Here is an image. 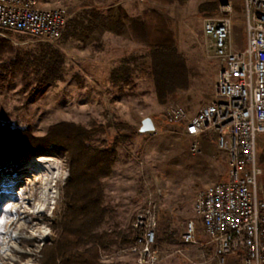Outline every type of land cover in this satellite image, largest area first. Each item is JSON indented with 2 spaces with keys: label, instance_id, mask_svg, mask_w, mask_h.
I'll list each match as a JSON object with an SVG mask.
<instances>
[{
  "label": "rangeland",
  "instance_id": "obj_1",
  "mask_svg": "<svg viewBox=\"0 0 264 264\" xmlns=\"http://www.w3.org/2000/svg\"><path fill=\"white\" fill-rule=\"evenodd\" d=\"M54 1L38 0L37 3ZM56 1L68 8L71 19L86 7H96L100 3L103 7L111 0ZM205 1H216L217 10L220 3L232 2L234 19L229 43L235 51L245 47L243 0H188L184 6L162 7L171 19L179 50L192 72L191 88L165 104H159L155 98L151 74L147 70L149 62L143 57L145 50L130 39L125 25L117 29L115 23H111L106 31L82 34L79 39L67 42L46 41L33 36L24 42H10L17 52L15 55V52L9 53L12 59L18 60L16 66L39 55L47 45L58 51L63 59V80L56 85H37L33 76L10 66L7 71H1L0 120L29 125L36 136L43 135L50 125L59 121L83 125L120 122L139 132L144 118L152 120L153 132L133 135L129 141L118 145L113 173L103 181V186L106 201L114 208L106 229L130 228L136 241L135 217L150 201H155L161 213L157 231L160 233L167 226L177 230V242L157 245L160 250L158 264H218L212 256V246L206 244L207 238L200 218L193 211V204L199 191L227 179L225 155L218 149L209 152L203 148L202 141L197 153H192L191 140L181 133V128L164 120V113L171 105L182 106L192 116L213 98L218 63L211 42L203 32V22L207 18L197 12L198 5ZM132 2L120 1L113 8L104 7L103 11L112 12L113 20L119 17L122 20L136 13ZM144 4L140 2L138 10L144 9ZM217 10L208 18L216 17ZM132 57L138 59L136 63L142 71L127 84L113 86L109 82L111 70ZM114 134V129H110L99 138L109 140ZM206 142L214 143L209 137ZM257 154L264 161V134L257 136ZM41 156L60 165V176L54 184V201L42 213H36L41 184L39 179L32 177L28 165ZM6 163L10 164V161ZM258 167L263 169L261 164ZM5 172H0V190L6 188L16 199L11 202L9 218L0 236V264H40L42 248L55 239L52 224L60 213L61 188L69 174L68 163L63 155L49 150L22 158L12 166L9 174ZM188 221L194 223L198 244L184 246L181 231ZM41 229L46 231L45 237L39 236ZM133 245L102 253L101 259L109 264H136L134 255L127 254ZM6 246L8 249L4 252ZM177 250L181 253H176ZM223 264H243L242 256H227Z\"/></svg>",
  "mask_w": 264,
  "mask_h": 264
},
{
  "label": "trees",
  "instance_id": "obj_2",
  "mask_svg": "<svg viewBox=\"0 0 264 264\" xmlns=\"http://www.w3.org/2000/svg\"><path fill=\"white\" fill-rule=\"evenodd\" d=\"M120 1L124 0H111L106 6L102 7L100 3L77 12L69 19L60 42L77 40L82 34L106 31L111 23H115L117 29L125 25L130 39L145 50L143 57L149 62L147 70L151 74L157 102L165 104L177 94L187 92L192 86V72L186 57L179 50L171 19L162 7L174 4L184 6L188 0H125L133 1L136 13L122 20L121 17L113 20L112 12L103 11V8H113ZM140 2L146 6L142 10H138ZM216 10V1H205L197 7L198 14L203 18L214 16ZM28 37L32 36L0 28V78L1 71L10 66L33 76L37 85H56L63 80V59L51 46L43 47L39 55H34L26 63L20 62L18 66V60L9 55L17 53L10 42H24ZM137 61L134 57L123 60L111 70L109 82L119 87L137 77L143 69ZM110 129H114L115 134L109 140L99 138ZM137 134V128L120 122L83 125L59 121L50 125L43 135L36 136L29 125L0 120V172L4 170L9 174L12 166L22 158L49 150L63 155L68 163L69 174L61 188L60 213L52 224L55 239L42 248L40 264H109L102 261V253L135 244L130 228H105L114 208L106 201L103 181L113 173L118 159V145ZM201 141L203 148L209 152L216 151V145L206 142V137H202ZM224 159L226 161V156ZM8 161L10 164L6 163ZM15 199L6 188L0 190V236L9 218L11 202ZM160 214L158 207L157 228ZM157 228V245L179 240V233L170 226L160 233Z\"/></svg>",
  "mask_w": 264,
  "mask_h": 264
},
{
  "label": "built area",
  "instance_id": "obj_3",
  "mask_svg": "<svg viewBox=\"0 0 264 264\" xmlns=\"http://www.w3.org/2000/svg\"><path fill=\"white\" fill-rule=\"evenodd\" d=\"M37 2L0 0V28L41 40H59L70 18L68 8L56 0ZM243 2V49L235 51L229 43L234 19L231 1L220 3L217 16L203 22L218 63L212 100L192 116L176 104L164 113L165 122L181 128L191 140L192 153H197L202 137H209L226 156L227 179L199 191L193 204L218 264L230 255H241L243 264H264V161L257 154V136L264 134V0ZM157 218L155 201L135 217L137 238L127 254L134 255L136 264L160 262L155 241ZM181 241L198 244L192 221L182 226Z\"/></svg>",
  "mask_w": 264,
  "mask_h": 264
},
{
  "label": "bare ground",
  "instance_id": "obj_4",
  "mask_svg": "<svg viewBox=\"0 0 264 264\" xmlns=\"http://www.w3.org/2000/svg\"><path fill=\"white\" fill-rule=\"evenodd\" d=\"M28 166L30 173L33 174L32 177H36L40 180L41 187L38 194L39 198L35 206V212L42 213L55 199L54 184L60 176V165L50 158L41 156L34 159ZM38 232H40V237L46 236V231L44 229H41ZM3 248L4 252L8 249L7 246ZM24 264L29 263L26 262Z\"/></svg>",
  "mask_w": 264,
  "mask_h": 264
},
{
  "label": "water",
  "instance_id": "obj_5",
  "mask_svg": "<svg viewBox=\"0 0 264 264\" xmlns=\"http://www.w3.org/2000/svg\"><path fill=\"white\" fill-rule=\"evenodd\" d=\"M154 129L155 128H154L152 120L149 117H146L141 121L139 133L144 134V133L153 132Z\"/></svg>",
  "mask_w": 264,
  "mask_h": 264
},
{
  "label": "crops",
  "instance_id": "obj_6",
  "mask_svg": "<svg viewBox=\"0 0 264 264\" xmlns=\"http://www.w3.org/2000/svg\"><path fill=\"white\" fill-rule=\"evenodd\" d=\"M100 43H101V42H100ZM181 243H183V242L181 241ZM183 245H184V243H183ZM185 245H189V244H185ZM185 245H184V246H185ZM189 246H190V245H189Z\"/></svg>",
  "mask_w": 264,
  "mask_h": 264
}]
</instances>
